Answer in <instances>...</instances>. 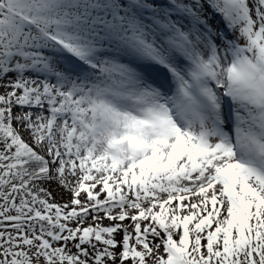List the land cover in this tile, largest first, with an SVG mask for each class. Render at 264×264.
Segmentation results:
<instances>
[{"label":"snow or ice","instance_id":"obj_1","mask_svg":"<svg viewBox=\"0 0 264 264\" xmlns=\"http://www.w3.org/2000/svg\"><path fill=\"white\" fill-rule=\"evenodd\" d=\"M0 264H264V0H0Z\"/></svg>","mask_w":264,"mask_h":264},{"label":"rangeland","instance_id":"obj_2","mask_svg":"<svg viewBox=\"0 0 264 264\" xmlns=\"http://www.w3.org/2000/svg\"><path fill=\"white\" fill-rule=\"evenodd\" d=\"M59 199V198H58Z\"/></svg>","mask_w":264,"mask_h":264}]
</instances>
